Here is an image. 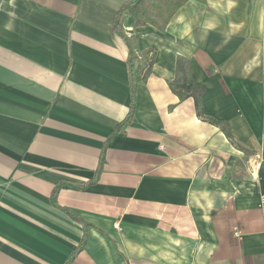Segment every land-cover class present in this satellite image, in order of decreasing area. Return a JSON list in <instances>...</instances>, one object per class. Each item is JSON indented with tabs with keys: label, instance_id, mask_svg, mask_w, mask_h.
<instances>
[{
	"label": "crops",
	"instance_id": "0c3cea01",
	"mask_svg": "<svg viewBox=\"0 0 264 264\" xmlns=\"http://www.w3.org/2000/svg\"><path fill=\"white\" fill-rule=\"evenodd\" d=\"M131 1L0 0V264H264V0H190L163 30L127 15L152 74L108 142ZM185 62L200 114L171 87Z\"/></svg>",
	"mask_w": 264,
	"mask_h": 264
},
{
	"label": "trees",
	"instance_id": "16d2710c",
	"mask_svg": "<svg viewBox=\"0 0 264 264\" xmlns=\"http://www.w3.org/2000/svg\"><path fill=\"white\" fill-rule=\"evenodd\" d=\"M188 1L190 0H132L119 11L114 22L113 33L114 36L118 38L127 47L128 50L127 64L131 79L130 93L132 102L127 116L116 128L115 132L110 137L108 142L112 141L119 133L123 132L124 129L132 123L136 107L137 87L140 83L145 81L152 74V64L147 69H143L140 66L137 52L132 44L131 39L127 36L123 27L125 17L127 15L134 16L138 25L150 24L160 30H163L169 24V22L177 13V11L181 9ZM179 61L180 62H178V71L181 68L182 63V60ZM189 73L190 66L186 64L182 76L178 74L174 82L171 84V87L174 93L180 95V97H182L183 99L193 97L196 103L198 114H200L202 112L201 98L205 90L193 84V82L189 78ZM103 161L104 157L102 156L100 160V165L96 173V177L89 184L97 182L102 171ZM61 186L62 185H58L52 193V204L56 207H59L58 195ZM70 215L72 216V218L82 223L84 228V237L78 249V251H81L88 241L89 224H87L86 222L71 213ZM73 258L74 255L65 264H70Z\"/></svg>",
	"mask_w": 264,
	"mask_h": 264
}]
</instances>
